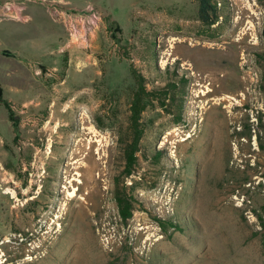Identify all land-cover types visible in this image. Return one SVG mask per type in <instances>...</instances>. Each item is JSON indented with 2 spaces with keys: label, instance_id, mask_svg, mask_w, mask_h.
Instances as JSON below:
<instances>
[{
  "label": "rangeland",
  "instance_id": "obj_1",
  "mask_svg": "<svg viewBox=\"0 0 264 264\" xmlns=\"http://www.w3.org/2000/svg\"><path fill=\"white\" fill-rule=\"evenodd\" d=\"M213 1L208 26L197 0H72L102 14L89 46L40 1L0 9V264H264V0Z\"/></svg>",
  "mask_w": 264,
  "mask_h": 264
},
{
  "label": "trees",
  "instance_id": "obj_2",
  "mask_svg": "<svg viewBox=\"0 0 264 264\" xmlns=\"http://www.w3.org/2000/svg\"><path fill=\"white\" fill-rule=\"evenodd\" d=\"M197 14L198 18L201 20L203 24L212 25L218 19V8L216 2L213 0H197ZM115 31H118V28H114ZM262 35L264 37V23L262 29ZM116 38V35H112ZM117 39V38H116ZM133 77L135 78L137 89L134 91L130 106H129V127L126 131L124 138L120 137L119 141L123 144V154L125 158V176L129 175L133 171V167L136 163L137 152L139 151V141L142 136V128L140 125L141 114L146 106L145 98L150 93L143 82L141 76L134 74L132 71ZM174 85L175 84H171ZM170 86V84L168 85ZM174 89L173 87L166 90L164 95L170 100H174V91L170 93V91ZM0 104H2L6 110L7 118L11 122V126L13 128V132L15 134L14 137L17 136L18 132V118L16 117L11 102L4 97L3 88L0 84ZM164 104V103H163ZM249 180L244 179V182H248ZM115 201L118 209V214L123 222H126L132 216L133 205L131 199L127 196L124 187L121 190H116L115 192ZM261 212L257 214L259 219L260 230L259 239L261 245L264 247V202L260 205Z\"/></svg>",
  "mask_w": 264,
  "mask_h": 264
},
{
  "label": "built area",
  "instance_id": "obj_3",
  "mask_svg": "<svg viewBox=\"0 0 264 264\" xmlns=\"http://www.w3.org/2000/svg\"><path fill=\"white\" fill-rule=\"evenodd\" d=\"M25 0H12L0 6L5 13L13 18L25 20L21 14L24 9ZM36 1V0H32ZM47 5L48 10L56 19L63 20L68 34L80 41L83 45L89 46L102 20V14L92 6L77 9L69 5L66 0H37Z\"/></svg>",
  "mask_w": 264,
  "mask_h": 264
},
{
  "label": "crops",
  "instance_id": "obj_4",
  "mask_svg": "<svg viewBox=\"0 0 264 264\" xmlns=\"http://www.w3.org/2000/svg\"><path fill=\"white\" fill-rule=\"evenodd\" d=\"M66 1H67L69 4L72 5V0H66ZM30 14H31V18H32V17L34 16V15H33L34 13H33V12H32V13L30 12ZM31 21H33V20H31Z\"/></svg>",
  "mask_w": 264,
  "mask_h": 264
}]
</instances>
